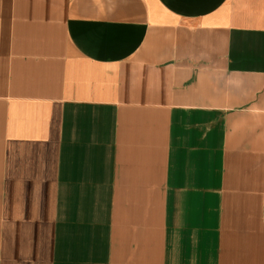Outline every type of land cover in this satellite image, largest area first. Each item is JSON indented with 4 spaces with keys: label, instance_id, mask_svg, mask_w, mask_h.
<instances>
[{
    "label": "crops",
    "instance_id": "obj_1",
    "mask_svg": "<svg viewBox=\"0 0 264 264\" xmlns=\"http://www.w3.org/2000/svg\"><path fill=\"white\" fill-rule=\"evenodd\" d=\"M0 264H264V0H0Z\"/></svg>",
    "mask_w": 264,
    "mask_h": 264
}]
</instances>
